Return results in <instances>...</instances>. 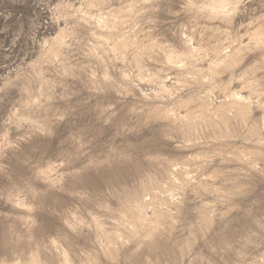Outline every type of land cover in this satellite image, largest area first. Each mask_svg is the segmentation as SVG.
Segmentation results:
<instances>
[{
    "label": "rangeland",
    "instance_id": "1",
    "mask_svg": "<svg viewBox=\"0 0 264 264\" xmlns=\"http://www.w3.org/2000/svg\"><path fill=\"white\" fill-rule=\"evenodd\" d=\"M0 264H264V0H0Z\"/></svg>",
    "mask_w": 264,
    "mask_h": 264
}]
</instances>
